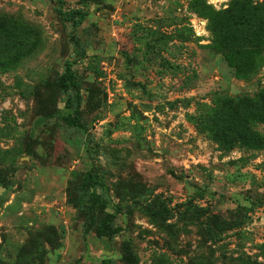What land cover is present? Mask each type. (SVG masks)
<instances>
[{
	"label": "rangeland",
	"instance_id": "1",
	"mask_svg": "<svg viewBox=\"0 0 264 264\" xmlns=\"http://www.w3.org/2000/svg\"><path fill=\"white\" fill-rule=\"evenodd\" d=\"M0 264H264V0H0Z\"/></svg>",
	"mask_w": 264,
	"mask_h": 264
},
{
	"label": "trees",
	"instance_id": "2",
	"mask_svg": "<svg viewBox=\"0 0 264 264\" xmlns=\"http://www.w3.org/2000/svg\"><path fill=\"white\" fill-rule=\"evenodd\" d=\"M60 15L63 18V20L67 22H72L75 27H79L86 21L88 17V13L83 11L82 9H76V10H69V9H61L60 10ZM66 80H71V85L75 86L76 82L73 80V75L72 73L67 74L65 77ZM68 83V82H66ZM103 235H107L108 232L104 231L102 232Z\"/></svg>",
	"mask_w": 264,
	"mask_h": 264
}]
</instances>
